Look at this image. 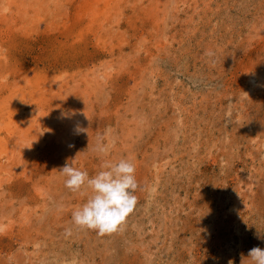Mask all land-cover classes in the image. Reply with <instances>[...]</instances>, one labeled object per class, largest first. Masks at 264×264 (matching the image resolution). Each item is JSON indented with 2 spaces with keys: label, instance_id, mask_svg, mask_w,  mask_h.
I'll return each mask as SVG.
<instances>
[{
  "label": "rangeland",
  "instance_id": "374dc122",
  "mask_svg": "<svg viewBox=\"0 0 264 264\" xmlns=\"http://www.w3.org/2000/svg\"><path fill=\"white\" fill-rule=\"evenodd\" d=\"M0 146V264H254L264 0H0ZM121 159L134 211L76 226L61 168Z\"/></svg>",
  "mask_w": 264,
  "mask_h": 264
},
{
  "label": "clouds",
  "instance_id": "9594fccd",
  "mask_svg": "<svg viewBox=\"0 0 264 264\" xmlns=\"http://www.w3.org/2000/svg\"><path fill=\"white\" fill-rule=\"evenodd\" d=\"M60 171L67 177L65 186L70 190L79 191L85 185L92 189L86 202L72 211L76 226L96 230L101 236L111 234L118 231L134 211L138 183L136 166L130 160L106 163L103 170L91 178L87 171L76 168L74 162L65 163ZM65 231L71 235L70 228ZM248 257L254 264H264V248L253 247Z\"/></svg>",
  "mask_w": 264,
  "mask_h": 264
},
{
  "label": "bare ground",
  "instance_id": "6f19581e",
  "mask_svg": "<svg viewBox=\"0 0 264 264\" xmlns=\"http://www.w3.org/2000/svg\"><path fill=\"white\" fill-rule=\"evenodd\" d=\"M3 138H4V137H3ZM2 141H3V140H2ZM5 145H7L6 142H5ZM0 147H1V146H0ZM5 150H6V149H5Z\"/></svg>",
  "mask_w": 264,
  "mask_h": 264
}]
</instances>
